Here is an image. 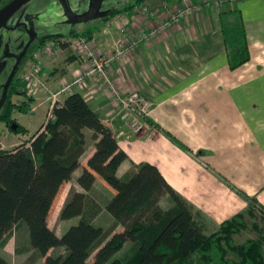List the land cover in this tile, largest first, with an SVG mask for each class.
<instances>
[{
    "label": "crops",
    "instance_id": "obj_1",
    "mask_svg": "<svg viewBox=\"0 0 264 264\" xmlns=\"http://www.w3.org/2000/svg\"><path fill=\"white\" fill-rule=\"evenodd\" d=\"M218 1L223 2L221 6L215 4ZM190 2L200 5L201 11L164 30H154V18L148 21L142 15L135 20L134 30L128 26L125 31L116 29L112 26L116 18H112L105 21L103 27L84 31L91 32L98 52L121 54L110 71L118 90L124 95L138 92L153 104L139 134L131 133L124 126L113 95L100 82L89 80L86 87L74 88L59 102L73 93L83 95L113 129L120 148L128 155L117 176L125 178L139 164L156 166L168 184L200 214L206 231H216L224 222L247 212L249 205L242 194L256 199L264 208V0ZM171 3L177 4L173 0ZM233 10L230 21H235L237 13L241 15L250 51V61L236 70L230 68L221 29L222 13ZM127 12L120 14L124 20L120 27L127 25L124 18L129 15ZM133 36L137 39L132 46ZM62 41L69 42V47L65 49L57 43L49 55L39 53L43 61L39 63L41 70L37 78L55 91L72 82L76 71L82 67L76 52L71 59L66 57L73 49L72 43L66 38ZM35 44L30 47L31 52L43 48L40 43ZM30 57L27 55L22 61L23 71L29 70V73L37 66L36 59ZM45 105L47 103L31 102L36 111ZM51 107L53 110L54 102L48 114ZM164 132L170 133L188 150L175 145ZM86 134L92 135L90 131ZM96 143L87 148L80 168L72 180L64 183L57 196L55 206L62 205L60 215L72 190L89 197L104 191L109 195L106 205L115 196V191L107 187L100 176H96L90 192H85L78 184L96 151ZM95 197L91 199L96 201L99 196ZM106 205L94 225L103 215L112 226L115 223ZM173 206L170 197L162 199L164 210ZM80 221L81 218L69 220L74 225ZM123 232L124 228L119 226L92 260L113 236ZM0 257L13 264L9 255L3 253Z\"/></svg>",
    "mask_w": 264,
    "mask_h": 264
},
{
    "label": "trees",
    "instance_id": "obj_2",
    "mask_svg": "<svg viewBox=\"0 0 264 264\" xmlns=\"http://www.w3.org/2000/svg\"><path fill=\"white\" fill-rule=\"evenodd\" d=\"M147 0H138L124 10H113L106 21L131 11ZM233 11L222 13L221 29L228 50L231 70L250 61L246 30L242 17ZM91 39V32L77 34ZM64 36L42 40L60 43ZM20 79L13 78L7 101L0 113V122H16L12 113L31 111L32 99L21 105L15 96H26ZM52 118L44 123L28 141L13 150H0V245L20 225L29 228L32 247L45 259V264H264V208L256 199L245 194L248 202L246 213L224 222L208 234L200 214L168 184L159 169L151 164H139L125 178L117 176L118 169L128 159L120 148L113 129L95 112L83 95L73 93L53 107ZM87 131L96 141V151L88 162L78 184L90 192L96 176L103 178L115 191L106 205V211L115 223L109 229L96 227L93 222L103 211L87 194L72 190L61 212L64 221L81 218L61 237L48 224L55 200L65 182L72 180L80 168V160L88 146ZM17 134L26 133L19 126ZM164 134L178 147L188 150L170 133ZM170 197L174 206L161 207L164 197ZM259 217L263 226L254 225L257 239L237 244L235 237L248 228L247 217ZM122 226L124 232L114 236L100 255L90 262L93 255ZM132 247L125 257L114 260L126 244ZM63 248L66 253L53 257L50 252ZM234 255V258H231ZM0 264H11L0 257Z\"/></svg>",
    "mask_w": 264,
    "mask_h": 264
},
{
    "label": "rangeland",
    "instance_id": "obj_3",
    "mask_svg": "<svg viewBox=\"0 0 264 264\" xmlns=\"http://www.w3.org/2000/svg\"><path fill=\"white\" fill-rule=\"evenodd\" d=\"M137 1L138 0H102L98 18L88 20L87 22H77V23H73L68 19L66 15L67 11L65 5L68 6L69 10L74 15L81 16L83 15L84 12H90L93 9V0H65L64 3L61 0H34L31 3L25 5L22 9H20L16 13V15L13 17V19H11L8 22L7 25V27L10 29L11 26L15 27L16 25L22 23L25 24V26H22V28L16 29L15 37L14 38L12 37V33H10V31L5 30L0 32V35L2 34L3 36H5V41L10 42L7 44L3 43L4 42V39H2L3 37L0 38V53H2L3 48L6 46L4 50L5 52L3 54V59H1V61L3 60L4 63L2 64L3 61L0 63V102L3 96L4 87L7 81L10 79V76L12 75L14 67L17 63L16 56L20 55L21 53L26 54V56L28 55L29 48H27V46L24 45L25 43H27L28 39H33L30 47L34 46L35 43L37 44L38 40H40L41 38L51 37V36H64V38H66L67 41H70L72 45H75L80 37V36L75 37V35L83 34L85 33L84 32L85 30H93L95 28L103 27L105 25L106 17L107 15L110 14L111 11L124 10L125 8L135 4ZM164 1L165 0H159V1L147 0L139 5H136L131 11H128L126 13L129 15L124 16V18H127V25L122 24V27H120V23L122 21L124 22V20L121 19V15L119 14L117 15L118 17L117 16L114 17L117 20L113 19L112 26H114L118 30L122 28V31H125L126 26H128L131 30H134L135 27L134 22L140 16L143 15L145 18H148L147 19L148 21H150L149 19L152 18L148 15H145L142 11L139 12L135 10L136 7L141 8V6L147 5L146 7L147 8L149 7L148 9L152 10L153 12L161 14L162 10L164 9L163 8V4L165 3ZM167 1L170 2L169 4L174 5L173 8H175V6L176 8H178L182 4V1L181 2L178 1L177 4L171 3L172 0H167ZM173 2L176 3L175 1ZM121 14H124V12ZM31 18H33V20H31ZM153 20H155L156 22L154 25L155 26L154 30H160L158 28L159 25H157V20L156 19ZM132 38L133 39H131L132 40L131 45L133 46L134 43H136L137 38H135L134 36ZM88 40L89 43H94L92 38L91 39L88 38ZM53 43L54 42H48L45 45H42L43 47L41 49L42 51L39 49L38 51L36 50L37 52L34 51L31 52L32 57L30 58H33V60L36 59L35 62L36 65L40 66L39 63H42L43 61L41 58H37L40 52L44 53L45 52L44 49H46L47 46H50L51 49H54V47L58 45L57 43L54 44ZM50 53L51 52H49L48 55ZM73 53H75V51H73L72 49L70 52H68L66 57L69 56V59H71L73 57ZM118 54L119 53L117 52L107 53L108 56H113ZM59 55L60 54H58V56ZM63 58L64 57H62V59ZM27 72L29 73V70L23 71L22 68V70L19 71L17 77V79H20V84L24 86L23 87L24 90H27L26 89L27 85L24 79L25 73ZM44 83L46 84V86L48 87L49 91L52 94L58 93L64 87L62 86L58 91H55L45 81ZM67 94L68 93L61 94L60 96L57 97V100H60L64 95ZM28 99H32V103L34 102L37 103L38 105L44 103H47V105L39 107L37 111L36 108L31 106V111L29 113H22L19 112L18 110H15L12 113V119L16 121L14 122V124H17L18 128L19 126L22 127L26 131V133L17 134L16 131H13L11 128L13 124L9 125L6 122H0V150H13L23 144H26L38 132V130L44 125V123L52 118L51 116L52 107L50 113L48 114L49 107L53 105V101H54V98L52 97L51 94L38 93L36 96L29 97L26 92L25 97L15 96L13 101L16 105L19 106L24 102H26ZM48 103H51V105H49ZM32 110H35L36 112L34 111L35 112L34 113L32 112ZM120 113H122L120 116L122 118L123 112L122 109L119 107V115ZM123 124L127 129L131 131V129L127 127L124 122ZM94 142L96 143V141L92 139V135L88 136L87 148H89L90 145H92V143ZM100 179L102 182L104 181V183H106L103 178ZM106 185L107 187L112 189L107 183ZM95 195L99 196L96 201L100 204V206L103 209V206L106 205V201L109 197L108 193L103 191L101 194H92L91 197L94 198ZM60 206L57 207L54 206L53 212L49 217L48 224L51 227V229L54 230L58 235L63 236L69 230V228H71L72 224L74 225L75 223L69 222V220L64 221L61 219ZM246 221L248 223V228L235 237V241L237 244H244L248 240L257 239L258 237L257 232H255L252 229V227L254 225H259L261 227L263 226V222L260 220L259 217L253 218L248 216ZM111 224L112 222L107 220L106 215H103L97 221V224H95V226L96 227L103 226L107 230L112 227ZM207 232L208 234H211L214 232V230L210 229ZM14 234H15V238H13ZM113 240H114V236L109 240V242H113ZM126 245L127 246H125L123 250L114 257V260L126 256V254L130 251L132 244L128 243ZM3 253L11 257L13 264H45V259L42 258L31 245L29 228L26 224H22L19 226V228L15 229V233L13 231V233L6 240L5 244H2V246L0 247V254ZM51 253L53 257H58L59 255H64L66 251L63 248H59V249H54ZM92 258H94V255ZM92 258L91 261H93ZM231 258H234V255H231Z\"/></svg>",
    "mask_w": 264,
    "mask_h": 264
},
{
    "label": "built area",
    "instance_id": "obj_4",
    "mask_svg": "<svg viewBox=\"0 0 264 264\" xmlns=\"http://www.w3.org/2000/svg\"><path fill=\"white\" fill-rule=\"evenodd\" d=\"M173 1L176 3L182 1V4L178 8H173L172 5L169 4L170 2L165 0V3L163 4L164 9L162 10L161 15L160 13L148 9L149 7L147 8V5L141 6V8L143 7L142 9L136 7L135 10L139 12L142 11L145 15L156 19L160 30L167 29L174 24L180 23L182 19L188 18L201 11V6L192 4L190 0ZM222 3V1H218L215 4L221 6ZM72 46L82 61V67L76 71L74 81L70 84L64 85L63 89L58 93L52 94L46 84L37 78L38 73L41 70L40 66L37 65L33 72L26 73L24 76L27 85L25 93L27 92L29 97L36 96L38 93H49L54 98L53 102L55 106V104L59 102L57 97L61 94L70 93L76 87H86L89 80L100 82L109 89L117 106L122 109L123 116L121 120L131 129L133 134H139L143 130L144 122H147L150 116L153 104L138 92L124 95L116 87L110 71L113 63L119 59L121 54L119 53L118 55L108 56L98 52L93 43H89L88 38L84 35H80L78 42ZM44 50L47 54L52 52L50 46H47ZM40 57V55L37 56V58ZM121 114L122 113H120V116Z\"/></svg>",
    "mask_w": 264,
    "mask_h": 264
},
{
    "label": "water",
    "instance_id": "obj_5",
    "mask_svg": "<svg viewBox=\"0 0 264 264\" xmlns=\"http://www.w3.org/2000/svg\"><path fill=\"white\" fill-rule=\"evenodd\" d=\"M34 0H13L12 2H10L7 6H5L4 8H2L0 10V32L8 29L7 25L8 22L13 19V17L16 15V13L22 9L25 5L31 3ZM63 1V3L65 2V0H61ZM102 0H93V9L90 12H84L83 15L81 16H77L74 15L68 8L67 5H65L66 7V15L68 17V19L73 22V23H77V22H87L88 20L94 19V18H98L99 17V10H100V5H101ZM109 17V15H107L106 19ZM31 20H33V18H31ZM17 26V27H16ZM13 28L8 29V31H10V33H12V37H15V31L17 28H22V26H25L24 23L16 25ZM11 37V38H12ZM52 37V36H51ZM47 38L50 37H45V38H41L40 40H38V43H40L42 40H46ZM19 40V39H18ZM32 40L33 39H29L28 43H25L24 45L27 46V48H30V45L32 44ZM10 43V42H7ZM17 63L14 67L13 73L10 76V79L7 81L5 87H4V91H3V96L0 102V113L7 101V96H8V90L10 88L11 85V81L12 79L16 76V70L19 68V66L22 64L23 59L26 57V54L21 53L20 55H17ZM12 130L13 131H17L18 130V125L17 124H13L12 125Z\"/></svg>",
    "mask_w": 264,
    "mask_h": 264
},
{
    "label": "flooded vegetation",
    "instance_id": "obj_6",
    "mask_svg": "<svg viewBox=\"0 0 264 264\" xmlns=\"http://www.w3.org/2000/svg\"><path fill=\"white\" fill-rule=\"evenodd\" d=\"M13 0H1L0 1V10L2 9V8H4L5 6H7L10 2H12ZM10 28H13L12 26L10 27ZM9 29V28H8ZM8 29H6V31H8ZM5 31V30H4ZM3 37V38H2ZM0 38H2V39H4V42L3 43H6L7 44V42L5 41V36H3L2 34L0 35ZM29 42V39L27 40V43ZM5 44V45H6ZM26 46V45H25ZM6 47V46H5ZM5 47L3 48V51H2V53H0V63L3 61H1V59H3V54H4V50H5ZM32 53H31V48H29V50H28V55L30 56ZM4 63V61L2 62V64ZM2 64H1V66H2ZM22 67H23V65L21 64L20 66H19V68L16 70V76H15V78H17L18 77V73H19V71L20 70H22Z\"/></svg>",
    "mask_w": 264,
    "mask_h": 264
}]
</instances>
